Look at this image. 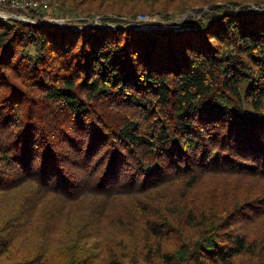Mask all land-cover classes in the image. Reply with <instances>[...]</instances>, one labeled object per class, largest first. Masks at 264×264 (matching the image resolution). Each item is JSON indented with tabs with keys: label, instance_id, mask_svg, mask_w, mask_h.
Masks as SVG:
<instances>
[{
	"label": "trees",
	"instance_id": "16d2710c",
	"mask_svg": "<svg viewBox=\"0 0 264 264\" xmlns=\"http://www.w3.org/2000/svg\"><path fill=\"white\" fill-rule=\"evenodd\" d=\"M49 1L106 27L0 18V264H264V0Z\"/></svg>",
	"mask_w": 264,
	"mask_h": 264
},
{
	"label": "rangeland",
	"instance_id": "374dc122",
	"mask_svg": "<svg viewBox=\"0 0 264 264\" xmlns=\"http://www.w3.org/2000/svg\"><path fill=\"white\" fill-rule=\"evenodd\" d=\"M41 1H44L45 3H47L49 5L47 11L38 10L36 12H21V11L17 12L13 9H10L9 6H2V7H0V12H2V13L4 12V14L6 13V14H9L11 16L21 17L24 20H26L28 18L27 19L28 22H30V21L40 22L43 25L53 23L52 20H58L59 19V21H54V22H58V23L62 22L61 25H63V26L79 28L80 27L79 21H80V19H82V20H84V26H86V25L92 26L91 24H93L94 26H97V27H106V25L101 23V20L103 18V14L94 13L92 15H89V17H80V19H79V18L73 17L71 14L67 13L66 11H64V13L60 12L59 7L56 5H53L49 0H41ZM29 13H35L36 16L31 18L30 16H28ZM187 14H189V13H186L183 16L176 17L174 20H172L170 22H167L166 20L162 19L160 16H157V15L140 14V16H138V18L135 22L136 24L134 27H136V28L137 27L138 28L139 27L140 28H147L150 26L157 27L156 26L157 24H166V22L169 24L178 23V22H182L183 19H186L190 15H193V14H190V15L186 16ZM110 16L113 17L112 15H109L107 17L110 18ZM1 19H4V18H1ZM18 21H20V20H18ZM21 22L27 23L25 21H21ZM109 25H111V27H109V28H113L112 24H109Z\"/></svg>",
	"mask_w": 264,
	"mask_h": 264
},
{
	"label": "built area",
	"instance_id": "2783aa9c",
	"mask_svg": "<svg viewBox=\"0 0 264 264\" xmlns=\"http://www.w3.org/2000/svg\"><path fill=\"white\" fill-rule=\"evenodd\" d=\"M9 6L10 9L21 12H36L38 10L47 11L48 4H43V2H32V1H22V0H0V7Z\"/></svg>",
	"mask_w": 264,
	"mask_h": 264
},
{
	"label": "bare ground",
	"instance_id": "6f19581e",
	"mask_svg": "<svg viewBox=\"0 0 264 264\" xmlns=\"http://www.w3.org/2000/svg\"><path fill=\"white\" fill-rule=\"evenodd\" d=\"M22 1H32V2H43V4H47V3H45L44 1H41V0H22ZM31 12V11H30ZM8 16H10L9 14H4V12L2 13V12H0V18H7ZM8 19H10V18H8ZM28 19V18H27ZM50 21V20H49ZM52 21H59V19L58 20H52ZM183 22V21H182ZM28 23H31V24H36L37 22H32V21H30V22H28ZM61 23L62 22H60V23H58V22H55V24H57V25H59V26H63V25H61ZM181 22H178V24L177 25H179ZM174 24V25H173ZM173 24H169L168 25V27H172V26H177L175 23H173ZM135 26V24H130V25H128L127 27H134ZM138 28V27H137ZM139 29H145V28H140L139 27Z\"/></svg>",
	"mask_w": 264,
	"mask_h": 264
},
{
	"label": "water",
	"instance_id": "95a60500",
	"mask_svg": "<svg viewBox=\"0 0 264 264\" xmlns=\"http://www.w3.org/2000/svg\"><path fill=\"white\" fill-rule=\"evenodd\" d=\"M188 15H190V14H187L186 16H188ZM7 18H10V19H12V20H20V21H25V22H27V23H28V20H27L26 18H25V19H26L27 21H26V20H24V19H23V18H21V17H17V16H11V15H10V16H8ZM183 20H184V19H183ZM183 20H182V21H183ZM175 24L177 25L178 23H175ZM173 25H174V24H173Z\"/></svg>",
	"mask_w": 264,
	"mask_h": 264
}]
</instances>
